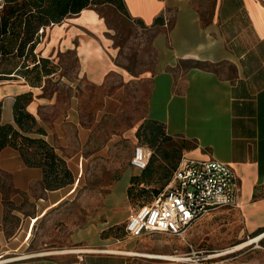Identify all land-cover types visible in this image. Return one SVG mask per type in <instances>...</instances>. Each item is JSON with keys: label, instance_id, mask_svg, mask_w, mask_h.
I'll return each mask as SVG.
<instances>
[{"label": "crops", "instance_id": "crops-1", "mask_svg": "<svg viewBox=\"0 0 264 264\" xmlns=\"http://www.w3.org/2000/svg\"><path fill=\"white\" fill-rule=\"evenodd\" d=\"M124 4L125 15L136 28L152 34L149 67L134 69L121 61L106 14L109 9L123 14L115 5L85 8L43 29L37 46L41 56L52 60L74 54L73 74L59 75L65 101L57 92L45 91L47 80L37 87L24 80L0 84L2 121L14 123L15 97L32 91L27 108L45 130V139L66 161L76 155L83 161L89 127L84 124L81 83L96 89L95 96L103 97L102 110L108 113L120 110L133 84L143 85L138 93L141 109L131 113L134 126L155 119L182 155L229 164L240 183L237 205L211 210L189 226L185 237L158 232L121 241L104 236V231L125 225L135 212L128 192L134 172L128 170L109 185L96 216L71 228L52 246L98 251L18 258L41 252L32 244L36 223L67 199L81 179L75 187L48 190L42 168L27 165L19 150L7 146L0 153V175L9 178L14 199H27L33 208L23 211L18 229L9 232L0 188V264H180L151 255L169 254L186 244L195 251L225 250L258 236L263 237L222 254L230 255L222 263L264 264V0H124ZM117 80L125 85L116 86ZM72 147L77 152H69ZM212 258H204L205 264H215Z\"/></svg>", "mask_w": 264, "mask_h": 264}, {"label": "rangeland", "instance_id": "rangeland-1", "mask_svg": "<svg viewBox=\"0 0 264 264\" xmlns=\"http://www.w3.org/2000/svg\"><path fill=\"white\" fill-rule=\"evenodd\" d=\"M106 14L108 15V23L111 27L109 35L113 37L114 44L120 47L119 56L121 61L125 62L127 66H133L134 69L143 68L144 66L149 67L153 62L151 51L152 34L150 31L136 28L135 24L124 13L121 14L109 9L106 11ZM54 62L58 65L57 75L52 78L48 76L42 84L47 80L45 91L47 93L57 92L59 99L65 101V87L60 86L61 80L59 75L60 72L73 74L77 66V60L73 53H67L60 58L54 59ZM17 80L23 81V79L3 80L0 81V84ZM124 85L123 81L117 80L116 86ZM81 87L84 88V124L89 127V136L84 145L83 161L81 156L79 158L78 155L73 160L67 161L75 178L74 183L67 187H75L78 178L81 180L78 183L77 189L69 194L67 199L57 207L49 210L36 223L32 244L35 243L41 252L56 250V248H52V246L58 245L54 241L59 242L61 236L69 233L71 228L92 220L101 207V200L109 185L125 171L132 170L134 172L132 177L139 176L141 178L142 187L138 186V189L148 188L145 190L146 192L144 191L141 201L151 203L154 197L162 193L167 186V180L161 177L163 173L157 171L159 170V166L166 167L167 169L170 167V163L163 158L162 151L169 150L172 156L175 157L177 155L173 149L175 144L170 140L162 141L161 145L154 146L147 138L138 137L136 134L140 124L136 127L134 126L133 115L131 113L134 111L139 112L141 109L138 93L143 85L133 84L131 93L123 98V103L119 104L120 110L112 113L102 110L103 97L97 98L95 96L96 89L92 85L82 82ZM55 112L54 110L52 113ZM140 144L152 149L150 166L155 169L152 179L142 178L145 171H136L131 164L135 148ZM69 152H77V148L72 147ZM0 188L4 191L5 224L9 232H15L18 229L19 222L23 218L21 213H24L23 211H31L33 204L27 199L23 202L14 199L15 189L11 185L9 178L4 174L0 175ZM137 205L138 203L136 206L132 205L133 209ZM124 226L119 225L112 232V235L121 241L133 239L134 237H130L126 233ZM148 234L156 235L159 233L153 232ZM141 244L140 242L137 247ZM190 251L186 244L183 248H176V251L166 253L182 256ZM196 251L201 252L198 255L202 260L197 261L198 258L193 257L191 260L186 259L185 261L176 262L180 264H205L206 260L203 258H207L208 254L212 252L204 250ZM229 256H218L212 259L215 264H223V260Z\"/></svg>", "mask_w": 264, "mask_h": 264}, {"label": "trees", "instance_id": "trees-1", "mask_svg": "<svg viewBox=\"0 0 264 264\" xmlns=\"http://www.w3.org/2000/svg\"><path fill=\"white\" fill-rule=\"evenodd\" d=\"M113 4L126 14L124 0H2L0 1V81L23 79L32 87L41 86L45 78L57 72L54 60L43 57L37 51L42 40L43 29L65 18L81 12L88 7L101 4ZM33 98L32 91H25L15 97L13 104L14 123L2 121L3 103L0 101V153L10 146L20 151L29 166L43 170V185L48 190H57L74 183V175L67 161L44 137L45 130L39 126L37 118L27 106ZM138 137H145L152 145H161L170 140L165 126L155 119H146L138 127ZM176 156L169 150H163V158L170 167L159 166L162 178L170 181L177 168L182 153L175 146ZM152 156V155H151ZM151 160V158H150ZM150 166L142 178L152 179L154 174ZM141 178L133 176L129 187V199L138 210L146 202L141 201L145 189L140 188ZM146 192V191H145ZM118 227L103 232L104 236H113ZM125 229V226H124Z\"/></svg>", "mask_w": 264, "mask_h": 264}, {"label": "built area", "instance_id": "built-area-1", "mask_svg": "<svg viewBox=\"0 0 264 264\" xmlns=\"http://www.w3.org/2000/svg\"><path fill=\"white\" fill-rule=\"evenodd\" d=\"M151 155L152 149L140 144L135 148L131 164L141 171L145 170ZM239 192L238 177L229 164L217 159L196 160L182 155L165 190L155 196L151 203L135 210L125 224V231L130 237H140L153 232L185 237L189 226L211 210L237 205ZM233 248L234 246L210 252L207 258L230 253L228 251H232ZM57 253L83 254L86 252H82L81 247L73 246L60 250L23 254L18 258ZM200 253L191 249L181 257L185 260L195 257L198 258L197 261H200L202 260L198 255Z\"/></svg>", "mask_w": 264, "mask_h": 264}, {"label": "bare ground", "instance_id": "bare-ground-1", "mask_svg": "<svg viewBox=\"0 0 264 264\" xmlns=\"http://www.w3.org/2000/svg\"><path fill=\"white\" fill-rule=\"evenodd\" d=\"M262 237L263 236H258V237H255V238H251V239L247 240L246 242H242V243L234 246L232 251L239 250V249L245 247L246 245H249V244H251V243H253L255 241L260 240ZM94 251H98V250L91 249V248H82V252H94ZM109 251L120 252L121 250L109 249ZM232 251H228V252H232ZM130 253H132V252H130ZM151 256H153L155 258H162V259H165V260H177V261L184 260L185 261V259L183 257L175 255V254H163V255H161V254L160 255H156L155 254V255H151ZM9 259H11V258H9ZM6 260H8V259H6Z\"/></svg>", "mask_w": 264, "mask_h": 264}]
</instances>
